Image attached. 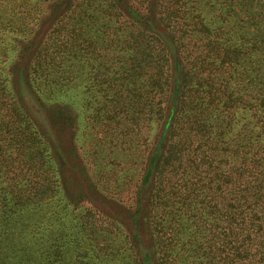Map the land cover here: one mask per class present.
<instances>
[{
	"label": "trees",
	"instance_id": "trees-1",
	"mask_svg": "<svg viewBox=\"0 0 264 264\" xmlns=\"http://www.w3.org/2000/svg\"><path fill=\"white\" fill-rule=\"evenodd\" d=\"M218 5L207 19L199 0H0V264H52L58 250L53 231L37 250L67 161L46 101L66 98L65 53L99 25L133 34L153 70L138 264H264V0Z\"/></svg>",
	"mask_w": 264,
	"mask_h": 264
},
{
	"label": "rangeland",
	"instance_id": "rangeland-1",
	"mask_svg": "<svg viewBox=\"0 0 264 264\" xmlns=\"http://www.w3.org/2000/svg\"><path fill=\"white\" fill-rule=\"evenodd\" d=\"M215 2L199 0L207 19L216 13L204 5ZM104 28L75 37L80 53L70 46L65 53L66 98L46 101L67 160L54 176L53 199L45 198L39 210L37 250L46 249L45 233L53 231L52 264H138L129 229L155 129L148 106L153 70L146 54L133 49V34Z\"/></svg>",
	"mask_w": 264,
	"mask_h": 264
}]
</instances>
